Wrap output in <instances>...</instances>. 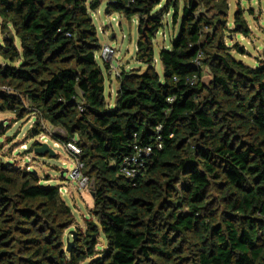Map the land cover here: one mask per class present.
<instances>
[{
    "label": "trees",
    "instance_id": "obj_1",
    "mask_svg": "<svg viewBox=\"0 0 264 264\" xmlns=\"http://www.w3.org/2000/svg\"><path fill=\"white\" fill-rule=\"evenodd\" d=\"M162 2H108L109 14L138 17L147 66L122 72L111 106L92 17L102 0H0V113H34L32 137L46 121L54 140L75 141L94 194L68 253L75 217L60 187L0 157V264H264V48L255 67L232 53L245 51L226 32L252 31L241 9L229 29L230 0ZM171 9L180 29L161 76L153 40ZM159 137L135 181L123 177L122 158Z\"/></svg>",
    "mask_w": 264,
    "mask_h": 264
},
{
    "label": "rangeland",
    "instance_id": "obj_2",
    "mask_svg": "<svg viewBox=\"0 0 264 264\" xmlns=\"http://www.w3.org/2000/svg\"><path fill=\"white\" fill-rule=\"evenodd\" d=\"M108 2L109 0H102L99 10L92 13L102 48L105 45H109L116 50L113 64L119 65L121 72L129 70L145 72L147 66L136 57L139 38L138 18L134 17L128 20L118 13H106ZM163 6L157 7V10L162 9ZM181 7L182 3L180 2V9ZM238 9L242 10L243 17L252 32L248 37L236 32H226L225 42L230 46L236 43L240 44L245 54H240L235 49L232 50V53L247 65L255 67L259 65V58L264 48V0H230L228 22L230 30L235 28L234 15ZM172 15V9L165 14V27L155 35L153 40L155 50L154 66L161 76L163 75V64L160 59V52L165 47H171L172 41L180 29L179 25L174 26L172 23ZM2 41L3 34L0 30V43ZM100 52L97 53V62L101 65L105 75V97L106 101L112 104L116 101L119 80L114 75L108 74V68L100 57ZM205 73V80L209 81L211 78L209 70L205 69ZM34 117V113L24 118H19L10 111L0 113V157L6 162L15 164L17 167L34 171L45 184L57 185L63 188L61 196L71 207L75 217V224L70 229H67L64 234L66 245L67 237H69L70 241L73 240L71 231H85L87 222L91 219V209L94 206L93 184L90 182L88 188H81L79 182L70 178L76 159L64 144L57 142L51 136L52 133L60 130L43 121L42 125L48 135L43 137L40 134L32 137L31 130L36 121ZM35 142L41 145L44 143L49 144L55 150L57 156L37 155L34 149ZM96 239V251L101 252L107 248V239L102 232L96 236ZM88 261L81 264H86Z\"/></svg>",
    "mask_w": 264,
    "mask_h": 264
},
{
    "label": "built area",
    "instance_id": "obj_3",
    "mask_svg": "<svg viewBox=\"0 0 264 264\" xmlns=\"http://www.w3.org/2000/svg\"><path fill=\"white\" fill-rule=\"evenodd\" d=\"M116 56V50L109 46L105 45L100 52V57L103 59L105 63L109 64L108 74L114 75L118 80L121 77V70L119 69V65L113 64V61ZM202 58L203 54L199 53L196 60L195 65L197 67H202ZM196 81V77H194L193 82ZM170 102H173L174 99H169ZM161 130V127H158ZM48 134H43V137H46ZM136 136V135H135ZM65 147L68 151L75 157V167L73 171H71L70 178L74 181L79 182L81 188H88L90 185V179L86 175L83 174V164L78 159V155L81 153V149L77 146L75 141L68 142L65 144ZM155 148L162 149L163 143L161 138L159 137L156 141L155 145H135L134 150L129 155L122 158L119 163L118 171L119 173L127 178L130 181H135V179L140 175L141 170L146 165L147 158L153 153ZM60 193H63V188L60 187Z\"/></svg>",
    "mask_w": 264,
    "mask_h": 264
},
{
    "label": "water",
    "instance_id": "obj_4",
    "mask_svg": "<svg viewBox=\"0 0 264 264\" xmlns=\"http://www.w3.org/2000/svg\"><path fill=\"white\" fill-rule=\"evenodd\" d=\"M106 13L109 12V8L108 6L106 7ZM35 153L37 155H40V156H51V157H56L57 156V153L55 152V150L47 143H44L41 145V147H38L35 149ZM92 196L94 197V194L92 193ZM72 235H73V240L70 241L69 237H67L66 239V251L68 253H70L73 249V247L75 246V241L77 239V231L75 230H72L71 231Z\"/></svg>",
    "mask_w": 264,
    "mask_h": 264
},
{
    "label": "crops",
    "instance_id": "obj_5",
    "mask_svg": "<svg viewBox=\"0 0 264 264\" xmlns=\"http://www.w3.org/2000/svg\"><path fill=\"white\" fill-rule=\"evenodd\" d=\"M165 1L166 0H163V2H162V5H165ZM180 2L182 3V0H180ZM138 18V17H137ZM111 83H113V82H111ZM119 88V87H118ZM117 97V96H116ZM115 103H116V101L114 102V103H109L111 106H114L115 105Z\"/></svg>",
    "mask_w": 264,
    "mask_h": 264
}]
</instances>
